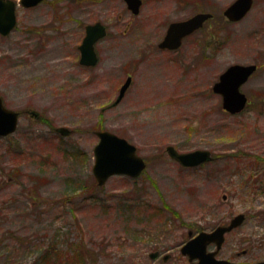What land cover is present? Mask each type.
<instances>
[{
	"label": "rangeland",
	"instance_id": "1",
	"mask_svg": "<svg viewBox=\"0 0 264 264\" xmlns=\"http://www.w3.org/2000/svg\"><path fill=\"white\" fill-rule=\"evenodd\" d=\"M15 1L16 27L0 34V95L21 112L17 131L0 137V264H154L160 244L238 213L246 218L221 256L264 260V0L237 22L223 12L233 0H146L138 15L125 0ZM201 11L214 17L179 49L160 48L171 21ZM96 21L108 35L96 44L98 64L85 66L79 45ZM234 63L259 65L242 87L250 105L241 114L213 89ZM98 130L137 146L147 161L140 177L98 184ZM169 145L209 149L214 160L185 167ZM178 250L167 264H186Z\"/></svg>",
	"mask_w": 264,
	"mask_h": 264
},
{
	"label": "water",
	"instance_id": "2",
	"mask_svg": "<svg viewBox=\"0 0 264 264\" xmlns=\"http://www.w3.org/2000/svg\"><path fill=\"white\" fill-rule=\"evenodd\" d=\"M43 0H21L25 7L39 4ZM128 7L134 12L140 11L142 0H126ZM253 0H235L225 10L224 14L231 21L242 19L251 9ZM211 12H198L195 15L179 21H173L159 46L162 48L177 49L182 44L183 38L201 28L205 21L211 18ZM16 2L15 0H0V33L8 35L16 26ZM107 35V28L101 22L86 25V35L79 46L81 51V64L96 65L99 56L95 48L98 40ZM257 69V64L235 63L228 66L214 84L213 89L220 93L223 99V107L231 113L242 111L247 105L248 97L241 90V86ZM132 76H129L120 89L115 104L121 101L130 86ZM36 118L40 117L37 110L29 111ZM19 123V111L4 105L0 95V136H7L16 131ZM57 131L67 136L71 129L60 126ZM98 143L94 147L95 162L93 173L99 185H104L108 179L117 174L138 177L147 166L145 159L137 153V146L128 139L117 135L110 130H98ZM168 154L184 166H197L210 161L213 156L208 149H196L188 152H180L175 146H167ZM225 197V196H224ZM245 214L234 216L227 225H219L214 230L202 231L190 239L183 247V253L188 254L191 260L198 259L191 264H236L232 260L217 257L219 249L225 241V234L240 226L245 220ZM216 243L217 248L208 251V245ZM153 255V254H152ZM258 264H264V260Z\"/></svg>",
	"mask_w": 264,
	"mask_h": 264
},
{
	"label": "flooded vegetation",
	"instance_id": "3",
	"mask_svg": "<svg viewBox=\"0 0 264 264\" xmlns=\"http://www.w3.org/2000/svg\"><path fill=\"white\" fill-rule=\"evenodd\" d=\"M178 1V0H177ZM235 0H233L232 2H230L228 5H230L231 3H233ZM146 3V0H142V3H141V5H140V11H139V13H137V14H135V13H133V14H135V15H138V14H140V12H141V8H142V6L144 5ZM259 3V0H253V2H252V8L250 9V11L249 12H251L253 9H254V7L257 5ZM227 5V6H228ZM226 6V7H227ZM226 7H225V9H224V11L223 12H225V10H226ZM130 9V8H129ZM131 10V9H130ZM209 12H211V11H209ZM213 13V12H212ZM213 16H214V13H213ZM182 20V19H181ZM174 21H177V20H174ZM171 22H173V21H171ZM170 22V23H171ZM170 23H169V25H170ZM169 25H168V27H169ZM107 26V25H106ZM168 27H167V29H168ZM108 28V27H107ZM166 32H167V30H166ZM166 34V33H165ZM186 39V38H185ZM185 39H183V42H184V40ZM161 48V47H160ZM162 49H164V48H162ZM166 50H172V49H166ZM98 52V51H97ZM99 54V53H98ZM213 161V160H212ZM212 161H210V162H212ZM213 230V229H212ZM212 230H206V229H204V228H202V229H197L196 230V233L194 234L193 233V231H189L188 232V236H189V238L185 241V242H180V243H177L176 244V246H174V247H171V248H168V249H163V247L164 246H162L161 244L159 245V247L160 248H157V249H155V250H153L152 252H150V258L153 260V262H154V264H167V263H169L171 260H173V259H175V260H177L178 259V257L177 256H175V254H177V252H171L172 250H174L175 249V247H177L179 250H178V254H180V256L182 257V258H185L184 260L186 261V264H191L192 262H194V261H198L197 259H195V260H191L190 259V256L188 255V254H185V253H183V247H184V245L192 238V237H194V236H196L198 233H200L201 231H212ZM226 241V240H225ZM225 243V242H224ZM223 246H224V244L222 245V247L219 249V251H218V257L219 258H225V259H229V260H231L230 258H226V257H222L221 256V252H222V249H223ZM216 249V245L215 244H210L209 246H208V251H212V250H215ZM153 254V255H152ZM235 262V261H234ZM236 263V262H235ZM172 264V263H171ZM237 264V263H236ZM257 264V263H256Z\"/></svg>",
	"mask_w": 264,
	"mask_h": 264
},
{
	"label": "trees",
	"instance_id": "4",
	"mask_svg": "<svg viewBox=\"0 0 264 264\" xmlns=\"http://www.w3.org/2000/svg\"><path fill=\"white\" fill-rule=\"evenodd\" d=\"M42 119H44V117H43ZM76 255H77V256H76L75 260H79V259H81V257H82L81 253H78V252H77ZM80 256H81V257H80Z\"/></svg>",
	"mask_w": 264,
	"mask_h": 264
}]
</instances>
